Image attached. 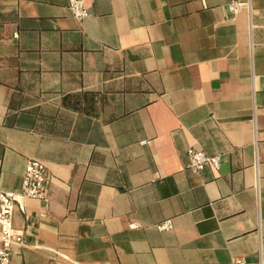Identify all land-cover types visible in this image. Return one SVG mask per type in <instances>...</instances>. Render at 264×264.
Listing matches in <instances>:
<instances>
[{
  "label": "crops",
  "instance_id": "0c3cea01",
  "mask_svg": "<svg viewBox=\"0 0 264 264\" xmlns=\"http://www.w3.org/2000/svg\"><path fill=\"white\" fill-rule=\"evenodd\" d=\"M229 1L0 0V188L48 184L12 264H264V0Z\"/></svg>",
  "mask_w": 264,
  "mask_h": 264
},
{
  "label": "built area",
  "instance_id": "2783aa9c",
  "mask_svg": "<svg viewBox=\"0 0 264 264\" xmlns=\"http://www.w3.org/2000/svg\"><path fill=\"white\" fill-rule=\"evenodd\" d=\"M69 7L78 21H83L89 15L88 6L85 0H68ZM248 1L230 0L228 8L233 13H238L242 8L248 6ZM189 167L194 170H202L206 165H212L219 169L221 156L210 155L205 151L189 148ZM47 166L37 159L29 158L26 162L23 175L22 188L19 192L7 191L0 188V264H12L11 253L16 245L24 242L23 231L14 227V209L16 204L22 207V199L35 198L47 200ZM160 229H170L171 220H166L159 225Z\"/></svg>",
  "mask_w": 264,
  "mask_h": 264
}]
</instances>
